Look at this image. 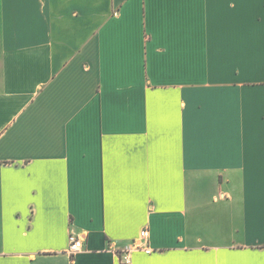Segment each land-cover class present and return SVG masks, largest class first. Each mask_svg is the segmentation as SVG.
<instances>
[{
	"label": "crops",
	"instance_id": "obj_1",
	"mask_svg": "<svg viewBox=\"0 0 264 264\" xmlns=\"http://www.w3.org/2000/svg\"><path fill=\"white\" fill-rule=\"evenodd\" d=\"M143 229L130 264H264V0H0V264Z\"/></svg>",
	"mask_w": 264,
	"mask_h": 264
},
{
	"label": "built area",
	"instance_id": "obj_2",
	"mask_svg": "<svg viewBox=\"0 0 264 264\" xmlns=\"http://www.w3.org/2000/svg\"><path fill=\"white\" fill-rule=\"evenodd\" d=\"M148 239V230L143 229L140 232L139 239L132 241L127 247L123 250H114L118 256L121 264H130V253L132 251H143L145 253H150L151 249L146 245ZM83 240L80 236L75 234H70L68 237V254L74 256L82 250Z\"/></svg>",
	"mask_w": 264,
	"mask_h": 264
}]
</instances>
